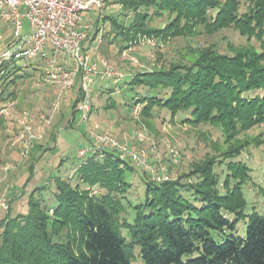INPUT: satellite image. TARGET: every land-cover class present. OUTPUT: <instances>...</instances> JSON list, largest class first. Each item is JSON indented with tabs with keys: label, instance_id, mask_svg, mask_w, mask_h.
Listing matches in <instances>:
<instances>
[{
	"label": "trees",
	"instance_id": "1",
	"mask_svg": "<svg viewBox=\"0 0 264 264\" xmlns=\"http://www.w3.org/2000/svg\"><path fill=\"white\" fill-rule=\"evenodd\" d=\"M117 5L119 13L103 20L114 39L123 37L122 48L141 39L192 38L197 28L207 34L234 29L246 38L247 45L231 47L229 54L188 46L184 57L125 83L131 91L144 90L132 101L143 119L165 112L170 122L216 128L223 149L212 144V153L175 180L151 181L141 168L148 180L135 202L128 197L132 183L126 174L135 171L130 161L112 151L86 154L67 180L55 179L47 197L42 192L48 186L30 193L27 214L1 221L0 264H264V215L255 207L246 212L243 191L253 169L240 158L251 144L241 134L264 124V0ZM12 65H0V79L15 76L20 68ZM72 91L75 113L83 97L79 79ZM17 95L12 90L0 100L15 102ZM9 119L0 117V132L11 126Z\"/></svg>",
	"mask_w": 264,
	"mask_h": 264
},
{
	"label": "rangeland",
	"instance_id": "2",
	"mask_svg": "<svg viewBox=\"0 0 264 264\" xmlns=\"http://www.w3.org/2000/svg\"><path fill=\"white\" fill-rule=\"evenodd\" d=\"M244 9L241 4V11ZM119 11L118 5L107 4L101 13L98 10L83 13L82 24L91 27L86 32V42L94 33L102 40L98 49L89 51L92 58L104 59L125 76V79L117 84L104 80V84L110 83L112 86L105 84L102 92L98 84L100 81L92 87L89 92L91 112L88 124L81 121L79 112L73 113L71 106L74 102V91L69 92L53 110L56 89L42 84L41 80L45 73V66L42 63L23 59L13 60L12 66L20 68L19 71L15 76L0 79V91L3 90L0 99L6 98L12 90L18 93L16 103L10 98L0 100V109L10 102L17 105L11 109L9 120L18 117L23 110L32 114L36 125L39 124L40 116H51L50 125L44 130L43 139L30 149L26 158L19 155V129L14 121L4 132H0V204L3 202L7 207V209L0 207V223L7 217L27 214L29 196L35 188L48 186L49 189L42 192L43 197H47L53 191L55 179L67 180L74 173L86 155L78 157V151L87 150L92 145L87 131L94 124L99 130L115 135L119 141L127 142L134 149L147 153L149 164L167 171V181L175 180L189 169L191 163L200 162L206 154L212 153V144H218L219 148L223 149L221 135L216 128L210 126L192 128L180 122H170L169 115L165 112L153 114V118L148 120L143 119L140 113L137 117L134 116L132 110L134 108L141 110V106L132 107L133 98L135 93L144 90L131 91L126 88L125 83L128 81L127 78L136 73L152 70L160 64L167 65L179 57H184L189 51L188 46L202 48L212 46L220 53L229 54L231 47L247 45L246 38L240 36L234 29L207 34L202 28H197L192 38L176 39L168 43L141 39L136 44L129 46L127 44L128 48H122L124 45L120 42L123 37L114 39L110 34V22L103 20L105 16L118 14ZM3 26L0 24L2 35L0 51L13 46L12 33ZM28 33V23L25 21L23 35ZM92 44L95 47L96 41L94 40ZM250 44L256 49L259 48L254 39ZM25 76L28 77L24 78ZM13 79L14 83L11 82ZM108 89H112L111 92L107 91ZM110 104L113 107L108 108ZM240 138L251 143L240 157L253 169V179L243 191L246 212L249 213L251 208L255 207L259 214L264 215V124L251 128L241 134ZM169 147L176 153L175 159L169 152ZM150 150H153V153ZM128 163L135 170L126 174V180L132 183L128 197L135 202L143 197V181L148 180V176L142 173L141 168ZM6 165L13 168L4 171ZM213 236L217 241L218 237Z\"/></svg>",
	"mask_w": 264,
	"mask_h": 264
},
{
	"label": "built area",
	"instance_id": "3",
	"mask_svg": "<svg viewBox=\"0 0 264 264\" xmlns=\"http://www.w3.org/2000/svg\"><path fill=\"white\" fill-rule=\"evenodd\" d=\"M120 0H0V24L12 33V48L0 51V65L11 60L42 63L45 73L42 84L56 89V100L52 103L55 110L60 101L71 92L77 79L83 94L81 101L75 107V112L81 115V121L89 122L91 104L89 92L98 81L108 80L117 84L125 76L115 66L104 59H95L86 51L87 34L81 27L83 13L98 10L101 13L107 4L117 6ZM114 4V5H113ZM28 23L29 33L23 35L24 22ZM2 35L0 34V41ZM98 49L101 37L95 36ZM15 104L10 102L0 109V117H10ZM140 110L134 108L132 114L137 117ZM19 129V155L26 158L30 149L43 139L45 128L50 125L51 116L39 117L36 125L32 114L23 110L18 117L12 119ZM88 137L92 145L87 150H80L77 156L112 151L123 161H130L144 169L151 181L165 182L167 171L162 167H154L148 162V154L131 147L127 142H121L115 135L99 130L94 124L88 128ZM172 157L176 153L168 148ZM153 153V150H150ZM12 166H4L9 171ZM0 207L7 209L2 202Z\"/></svg>",
	"mask_w": 264,
	"mask_h": 264
},
{
	"label": "crops",
	"instance_id": "4",
	"mask_svg": "<svg viewBox=\"0 0 264 264\" xmlns=\"http://www.w3.org/2000/svg\"><path fill=\"white\" fill-rule=\"evenodd\" d=\"M109 9V8H108ZM92 11H94V10H92ZM83 22V21H82ZM81 27H82V29H84L86 32H87V30L88 29H90L91 27H88L87 25H84V24H82L81 23ZM95 36H96V33H94V35H92V38H89V41L90 40H93L94 41V39H95ZM86 42V44H85V48H86V51L90 54V52L89 51H92V50H94L93 48V44H92V42ZM104 82L105 81H100L98 84H99V89H100V92H102L103 91V89H105V84H106V86L107 85H110V86H112L110 83L109 84H107V83H105L104 84ZM50 88H53V87H50Z\"/></svg>",
	"mask_w": 264,
	"mask_h": 264
}]
</instances>
